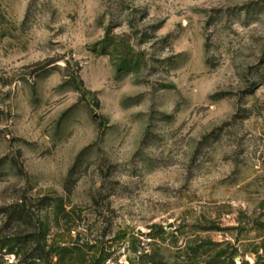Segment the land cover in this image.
Listing matches in <instances>:
<instances>
[{
  "label": "rangeland",
  "instance_id": "374dc122",
  "mask_svg": "<svg viewBox=\"0 0 264 264\" xmlns=\"http://www.w3.org/2000/svg\"><path fill=\"white\" fill-rule=\"evenodd\" d=\"M0 264H264V0H0Z\"/></svg>",
  "mask_w": 264,
  "mask_h": 264
}]
</instances>
